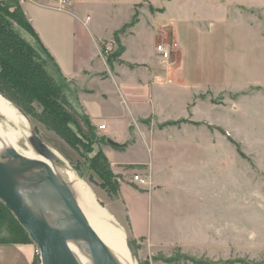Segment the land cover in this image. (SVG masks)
Returning a JSON list of instances; mask_svg holds the SVG:
<instances>
[{"label":"crops","instance_id":"1","mask_svg":"<svg viewBox=\"0 0 264 264\" xmlns=\"http://www.w3.org/2000/svg\"><path fill=\"white\" fill-rule=\"evenodd\" d=\"M97 3L111 6L110 0H70L66 10H56L49 0H19L65 80L73 111L85 116L95 134L106 140L101 150L113 173L122 180L121 199L126 193L160 201L167 170L179 175L184 161H195V169L199 166L200 175L206 176L204 180L199 177L198 182L199 197L208 203L206 211L174 222L183 233L179 240L167 241L159 234L173 227L162 202L156 203L152 218L157 231L146 236L132 228L133 233L147 237L153 247H178L184 252L210 248L227 260L233 250L235 210L224 206L222 200L228 196L234 200V192L219 184L217 171L223 163L232 166L234 147L216 130L182 121L188 117L194 122L217 123L211 120L215 111L231 116L247 109L264 112V81H259L260 77L251 80L246 50L241 45L245 39L241 33L255 28L258 36L263 33V24L256 20L252 26L253 20L251 23L243 8L228 11L225 4L218 7L217 0L207 6L200 3V12L177 9L176 15L171 7L177 8L180 0H138L133 9L142 7L134 9L130 26L124 24L106 37L104 27L98 28L90 15ZM150 7L160 11L151 12ZM153 35L148 46L147 37ZM110 40L115 48L102 50V44ZM169 43L172 52L162 61L156 47ZM219 94L229 100L221 109L201 100V96L215 98ZM257 96L259 105L249 106L254 100L251 98ZM100 126L105 129L99 130ZM225 127L234 133L233 128ZM185 134L191 138L199 135L200 139L186 142ZM139 150L142 152L137 154ZM126 166L136 167L142 175H135L146 178L149 185L134 182V176L129 178L130 172L121 170ZM34 259L32 244L0 243V264H33Z\"/></svg>","mask_w":264,"mask_h":264},{"label":"rangeland","instance_id":"2","mask_svg":"<svg viewBox=\"0 0 264 264\" xmlns=\"http://www.w3.org/2000/svg\"><path fill=\"white\" fill-rule=\"evenodd\" d=\"M110 1L111 6L108 3H106L105 6L97 3L95 8L92 9V12H90L93 22L96 23L98 28L104 27L106 37H110L113 31L124 24L130 26L133 22L132 17H134V9L138 10L142 7L139 6L133 9V4L138 0ZM180 1L181 3L177 5V8L171 7V11L174 12L175 15L177 9L183 12L186 10L197 12L200 10V3L206 4L207 6L213 2V0ZM218 1V7L222 6L221 4H225L223 7L228 11L232 8H243L242 11L247 14V17L249 16L251 18V23L253 20L252 26L256 20H260L263 24V33L258 36L255 28L249 33H241V35H245L244 42H242L241 45L246 50L245 53L248 60L246 67L247 70L250 71L248 75H251V80H256L253 78L260 77L259 81H264V0H217V2ZM248 6L250 9L245 10L244 8ZM149 9L151 12L160 11L151 7ZM142 14H144V12H142ZM17 29L27 41H30V44L35 50H39L40 52L41 48L39 44L21 28ZM153 39L154 35L147 37L148 46L152 45ZM112 41L110 40V42L104 45L102 44V50L106 49L108 46H112V49L115 48ZM154 43L155 42H153V45ZM167 47L171 50L172 44L169 43ZM40 53L43 54L42 51ZM253 94H255V92ZM224 96L225 94H219L215 98L201 96V100L206 103L212 102L217 109H221L226 104H229V100ZM229 97L236 99L237 95H230ZM251 99L254 100H251L252 104H249V106L257 107L259 105L258 96L252 97ZM6 101L18 110L10 101L7 99ZM18 111L21 113L20 110ZM21 114L27 119L30 129L40 137L55 155V166H57V168L62 167L72 170V172L91 190L96 203L114 218L117 226L122 229L125 239L129 243V252L134 259V264L264 263V112L253 113L247 109L246 112L240 111L239 114L231 116L223 111H215L213 115H211V120L217 123L210 124L208 121L204 120L194 122L188 117L182 121L188 126H202L210 128L211 130H216L219 135L234 147V162L232 166L231 163L230 165L223 163L221 166H218L217 171L219 184L224 188L226 187L229 193L230 190L234 192V200H231L229 196L228 198L224 197L222 200L224 206H233L235 210L233 250L232 255L228 256L227 260L222 258L223 256L220 253L213 252L210 248L202 249L200 252H184L178 247H172L169 250L159 246L153 247L151 243H149L147 237L137 236L132 230V228H134L138 235L146 236H150V233L154 234L157 231V226L152 222L156 203L162 202L165 205V216L169 219L168 222L170 224L173 223L171 229L159 231V234L167 241H177L182 237L183 233L174 225L175 221L182 217L194 218L199 214L204 215L208 203L206 199H201L199 197L201 191L198 189V182L200 181L199 177L204 180L206 176L204 174L200 175L201 169L199 166H196L195 169V161L182 162L180 164L179 175L172 173L171 170H167L163 199L160 201L155 197L151 202L148 201L146 196H142L141 194H136L134 196L126 193H124V199H121L119 196V187L122 180H118V178H120L119 175L113 173L108 159L107 161L110 165V172L112 174L111 181L118 184V191L116 193L101 187V179L88 170L81 151L72 149L54 132L47 130L30 116L24 113ZM0 124L3 132L7 133L12 131L20 133V128L7 118L0 116ZM169 124L173 125L175 123H168V125ZM225 125L229 128H233L234 133L227 131ZM21 136L23 135L21 134ZM184 137L186 142H194V140L200 139L199 135L191 138L185 134ZM100 138L101 137L97 136L98 141ZM104 144L105 142H100L98 147L95 148L101 150ZM27 145L28 138L26 139L23 136L18 142L17 149L22 152H27ZM140 152H142V150L136 153L138 154ZM172 152L174 151L168 150V153ZM185 152L189 154V152ZM115 169H117V167H114V170ZM121 170L129 171V178L137 173L142 175V173L137 172L134 166L122 167ZM205 173L208 174L207 172ZM231 173L232 177H230ZM32 245H34L35 248L36 264H40L39 251L37 253L38 249L36 245L34 243H32Z\"/></svg>","mask_w":264,"mask_h":264},{"label":"trees","instance_id":"3","mask_svg":"<svg viewBox=\"0 0 264 264\" xmlns=\"http://www.w3.org/2000/svg\"><path fill=\"white\" fill-rule=\"evenodd\" d=\"M17 28L34 39L44 55L35 50ZM1 95L21 113L54 132L72 149L81 151L88 170L101 179L102 188L115 193L118 191V184L111 181L107 158L99 148H95L99 141L106 140L100 138L98 141L95 129L88 119L73 111L65 90V80L59 75L53 58L34 32L19 0L0 1ZM0 243L32 244L24 228L2 202ZM36 260L33 264H36Z\"/></svg>","mask_w":264,"mask_h":264},{"label":"water","instance_id":"4","mask_svg":"<svg viewBox=\"0 0 264 264\" xmlns=\"http://www.w3.org/2000/svg\"><path fill=\"white\" fill-rule=\"evenodd\" d=\"M28 143L37 155L55 163L53 152L32 130ZM6 155L12 165L0 160V201L36 245L40 264H81L71 251L74 244L89 249L92 264H119L89 226L69 187L47 163L12 149ZM49 214L52 223L47 221ZM126 245L129 249L127 240Z\"/></svg>","mask_w":264,"mask_h":264},{"label":"bare ground","instance_id":"5","mask_svg":"<svg viewBox=\"0 0 264 264\" xmlns=\"http://www.w3.org/2000/svg\"><path fill=\"white\" fill-rule=\"evenodd\" d=\"M0 116L7 118L20 128V133L12 131L6 133L2 131L0 124V160L12 165L11 159L6 155V151L12 149L29 160L47 163L57 178L61 179L69 187L89 226L105 244L119 264H134V259L127 248L122 229L117 226L114 218L96 203L91 190L72 172V170L62 167L57 168L55 163L37 155L29 143L26 146L28 148L27 152H22L17 149L20 138L24 136L27 139L31 133V129L27 119L1 97ZM21 134L23 136H21ZM46 217L47 221L52 223L53 216L49 214L46 215ZM70 248L81 264H92L89 249L84 245L74 244L71 245Z\"/></svg>","mask_w":264,"mask_h":264},{"label":"built area","instance_id":"6","mask_svg":"<svg viewBox=\"0 0 264 264\" xmlns=\"http://www.w3.org/2000/svg\"><path fill=\"white\" fill-rule=\"evenodd\" d=\"M49 3L52 4V6L50 7L56 10H66V8L70 6V0H49ZM167 46L168 45H158L156 47L157 53L162 61H167L170 57L171 50ZM104 129H105L104 126L99 127V130H104ZM133 181L139 183L142 186L149 185V181L146 178H143L138 175H134Z\"/></svg>","mask_w":264,"mask_h":264}]
</instances>
